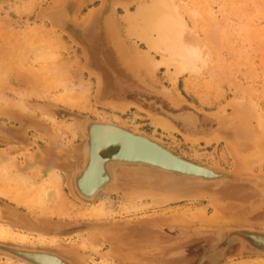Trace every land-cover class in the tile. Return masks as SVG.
I'll return each mask as SVG.
<instances>
[{
  "label": "rangeland",
  "instance_id": "rangeland-1",
  "mask_svg": "<svg viewBox=\"0 0 264 264\" xmlns=\"http://www.w3.org/2000/svg\"><path fill=\"white\" fill-rule=\"evenodd\" d=\"M184 1L201 10L212 6L231 18L223 35H216L214 19L196 24L211 61L197 77L180 76L174 87L180 100L199 112L205 133L192 136L171 126L170 131L156 130L150 122L168 118L164 110L188 106L177 99L163 69L150 76L132 66L136 45L120 14L123 5L132 9L136 0H0V166L21 154L13 161L14 173L37 169L40 177L27 175L35 184L58 172L66 205V213L52 208L42 213L0 198L1 224L58 239L53 246L0 243L49 248L74 264H101L102 258L112 264H198L206 256L202 264H264L261 243L253 247L223 241L228 229L264 230V153L255 142L258 134L264 137V34L259 35L264 31V0ZM250 28L255 35H249ZM45 47L57 52L48 67L31 60L34 50ZM65 85H75L71 101L62 96ZM76 114L123 125L185 159L247 180L195 184L172 191L177 199L163 205H151V194L172 195L167 189L130 181L91 201L81 200L70 184L85 148ZM45 115L57 124L45 121ZM67 121L74 125V139L62 129ZM99 202L112 210V217L77 215ZM118 203L140 205L126 211ZM6 260L23 262L0 251V264Z\"/></svg>",
  "mask_w": 264,
  "mask_h": 264
},
{
  "label": "bare ground",
  "instance_id": "bare-ground-1",
  "mask_svg": "<svg viewBox=\"0 0 264 264\" xmlns=\"http://www.w3.org/2000/svg\"><path fill=\"white\" fill-rule=\"evenodd\" d=\"M196 1H198L199 4L201 1H203L205 4V2H208L209 0ZM196 1L195 3H197ZM196 5L191 6L184 0H136L134 8L132 9L127 7L126 5H123V12L120 14L128 38L131 39L134 45H136V47L133 48L132 53L134 58L132 66L136 68H142L150 76H153L158 70L163 69L164 73L168 75L171 85L173 86L174 94L179 101H182L180 100L181 97L177 89L174 88L179 77L183 75L197 77V75L202 73L203 70L208 68V65L211 61L210 49L205 41L200 38V33L198 32V30H196V24L198 22H201L202 24L206 25L209 23L210 19H214V30L217 32L216 35H223L226 31H224L226 22L231 19L227 15V13L220 9L214 10L212 6H207L208 8H206L205 10L203 7V10H201L200 7ZM251 30L252 29L250 28L249 31ZM257 30H260V28ZM253 31L254 30H252L249 35H251ZM261 32L262 33H260L259 35L264 34V31ZM206 39L208 40V38ZM226 39L227 40H225V43L226 41L227 43L231 42L229 41L230 39ZM261 43L264 44V42ZM140 44H142L143 46L139 47L138 45ZM231 49L233 50V48ZM56 59L57 52L56 49L52 47L38 48L34 50L32 52L31 58L33 62L40 61L43 64L42 67H48V65L50 63L52 64V62H54V60ZM74 91L75 85H65L63 87L62 96L71 101L75 97V95H73ZM163 91L165 93H169V88L164 87ZM128 95L130 94H127V96ZM130 96L132 97V95ZM22 110H25V106H21L20 111ZM166 111L168 114L178 116L183 119L190 129L199 126L200 122L198 123L196 115L190 110H180L181 112H179V114L177 113L178 115L169 110ZM44 120L53 125L57 124V121L53 116L45 115ZM150 122L156 130L160 128L164 131H168L170 128V125L167 123L168 120H165V118L163 119V117L162 119L154 117ZM261 122L264 121L261 120ZM62 129L64 131H67L71 138L74 139L76 137L74 125L72 122L67 121L66 123H63ZM171 130L173 131L174 129ZM93 132L94 137L92 162L89 171L85 173L81 181V191L85 195L89 192L91 193V191H93L104 179L103 174H101L100 172L101 160L98 158V150L100 147L110 142H120L122 144L123 156L140 158L151 163H156L158 165L160 164L164 166L163 168H166L168 170L170 169V171L166 172L171 175H175L172 170L183 172L185 174H194L195 176H204L208 174L207 169L200 168L194 164L183 161L141 136L133 135L116 128L102 125L94 126ZM259 135L260 134H258V137L255 138V142L260 143L261 151L262 153H264V137H262V135ZM195 140H197V138ZM20 156L21 154L18 156H14L10 160V162L4 163L0 166V198L9 200L12 203H15V205H24L25 208L27 207V209L40 210V212L42 213L49 210V208H52V210L56 211L57 214L66 213L65 194L62 189L63 186L61 175L58 172L53 171L49 176L47 175L48 177L41 183L37 182L38 184H35L32 182L31 178L27 177V175L32 176V174L35 172L36 176L40 177V172L37 169L25 175L14 173L13 161L15 159H18L17 157L20 158ZM185 176H182L183 179L187 178ZM133 177L135 178V175ZM142 178L143 176L138 177L134 180H137L136 182L139 183ZM163 179L169 180L164 176L160 179L157 178L158 182H154L157 185L155 186L165 187L168 190V187H171V185H160V180L163 181ZM180 183L181 182H175L174 184L178 186L181 185ZM172 191L173 190L169 189L168 193L170 192L172 193V195L167 194V196H165L166 194L164 195L159 193L151 194V205H163L168 201L177 199L178 196L173 195L174 192ZM138 205L140 204L137 203L126 205L123 203H118L117 206L121 210L125 209L126 211H129L131 209L136 210V207H138ZM111 212L112 210L108 209L104 202H99L91 204L90 206H85L83 208V211L79 212L77 215L83 216L86 219L90 220H99L100 218L105 219L112 217L110 216ZM57 240L58 239L55 237H45L39 234L31 235L19 230L12 229L11 227L0 223V242H9L20 245L53 246L57 244ZM67 242L71 243L70 241ZM53 260L54 259L51 258V260L48 259L47 261L54 262ZM100 262L101 264H112L111 260L104 258H102ZM2 264L15 263L10 260H6ZM19 264L26 263L21 262Z\"/></svg>",
  "mask_w": 264,
  "mask_h": 264
},
{
  "label": "water",
  "instance_id": "water-1",
  "mask_svg": "<svg viewBox=\"0 0 264 264\" xmlns=\"http://www.w3.org/2000/svg\"><path fill=\"white\" fill-rule=\"evenodd\" d=\"M182 103L188 106L187 110L192 111L196 115L198 123L201 122L199 118V112L192 109L189 103L185 101H182ZM179 112L181 111H176L173 113L178 115ZM164 113L168 117L165 118V120H168L167 123L178 132H181V134L196 135L198 132L204 131L199 126L190 129L188 125L184 122V120L181 119L180 117L168 114L166 110H164ZM74 117L76 120L79 121L80 127L82 129L85 139V148L82 157L83 160L82 165L81 167L75 169L74 172L72 173L70 177V184L75 195L81 200L91 201L97 195H99L101 191L116 189L117 187H119V184L123 183V181L134 182V184L136 185L148 183L152 186H155L156 184L154 182L156 183L158 182L157 178L160 179L163 178V176L167 177V179L169 180L166 179H163V181L160 180V185L161 184H163L162 186L171 185V187L168 188L173 191H186L188 188L199 183H208V184L211 183L218 185L225 182L247 180L244 177L227 173L221 169L206 166L201 163L189 159H185L179 156L178 154H176L175 152H173L172 150H170L169 148L163 146L159 142L151 139L150 137L132 131L123 125L112 123L110 121H98L85 116H80L78 114H76ZM99 125L116 128L126 133L141 136L147 139L148 141H150L151 143L158 145L159 147L171 153L172 155L180 158L181 160L194 164L200 168L207 169L208 174L204 176L203 175L195 176L194 174H185L183 172H177L172 170L175 173V175H171L166 172V171H170V169L168 170L166 168H163L164 166L160 164L158 165L156 163H151L149 161L140 158H131L128 156H123L122 144L120 142H110L100 147L98 150V158L101 160L100 172L101 174H103L104 179L93 191H91V193L89 192L85 195L81 191L82 190L81 181L85 173L89 171L91 166L92 156H93V137H94L93 128L94 126H99ZM203 133H205V131ZM108 148H115L116 150L107 156H103L102 152L107 150ZM134 175L135 178L133 177ZM136 176L138 177L143 176L142 180L139 183L136 182L137 180H134L138 178ZM182 176L183 177L185 176L187 178L183 179ZM175 182H181L180 183L181 185L176 186V184H174ZM158 188L167 189L165 187H158ZM225 232L226 234L225 237L223 238V241H225L227 244H233V243H241L244 245L246 244L257 245L259 243L264 244V239L260 240L255 237L256 235L264 236V230H255L252 228H232L226 230ZM261 249L264 250V248ZM0 251L7 252L13 257L18 258L19 260L23 261L26 264H74L70 259H68L64 255L49 248H38V247L31 248L26 246L7 245L0 243ZM206 257H202L198 262V264H202ZM46 258L50 260L51 258H53L54 262L51 261L48 262L47 261L48 259Z\"/></svg>",
  "mask_w": 264,
  "mask_h": 264
},
{
  "label": "flooded vegetation",
  "instance_id": "flooded-vegetation-1",
  "mask_svg": "<svg viewBox=\"0 0 264 264\" xmlns=\"http://www.w3.org/2000/svg\"><path fill=\"white\" fill-rule=\"evenodd\" d=\"M259 239V238H258Z\"/></svg>",
  "mask_w": 264,
  "mask_h": 264
}]
</instances>
